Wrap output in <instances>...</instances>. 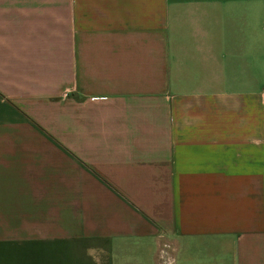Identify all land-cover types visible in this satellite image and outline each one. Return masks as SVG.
I'll list each match as a JSON object with an SVG mask.
<instances>
[{
	"label": "crops",
	"instance_id": "0c3cea01",
	"mask_svg": "<svg viewBox=\"0 0 264 264\" xmlns=\"http://www.w3.org/2000/svg\"><path fill=\"white\" fill-rule=\"evenodd\" d=\"M264 264V0H0V264Z\"/></svg>",
	"mask_w": 264,
	"mask_h": 264
},
{
	"label": "built area",
	"instance_id": "2783aa9c",
	"mask_svg": "<svg viewBox=\"0 0 264 264\" xmlns=\"http://www.w3.org/2000/svg\"><path fill=\"white\" fill-rule=\"evenodd\" d=\"M161 264H163V263H161ZM165 264H168V263H165Z\"/></svg>",
	"mask_w": 264,
	"mask_h": 264
}]
</instances>
